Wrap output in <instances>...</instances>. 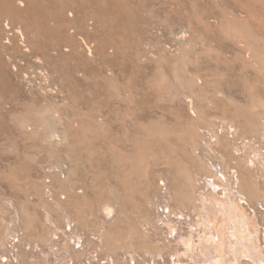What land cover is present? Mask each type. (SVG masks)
<instances>
[{
  "label": "rangeland",
  "instance_id": "obj_1",
  "mask_svg": "<svg viewBox=\"0 0 264 264\" xmlns=\"http://www.w3.org/2000/svg\"><path fill=\"white\" fill-rule=\"evenodd\" d=\"M143 2L145 7L142 6ZM82 3L84 0H74L73 7L70 4L66 9L76 13L78 19L83 15L87 20L86 32L78 31L79 35L75 33L72 36L85 39L94 57L92 60L86 57L87 63L85 60L84 65L78 67L72 59L59 67L45 61L36 63L35 57L25 52L30 46L29 40L34 39L33 33L27 32L28 26L35 28L36 33L42 34L44 39L49 37L44 29L54 28L52 21L44 20L53 14L44 1H38L30 15L19 14L22 22L15 19L18 16L1 19V30L9 22L20 28L23 34L14 38V42L6 48L0 47L3 61H13L12 67L8 63L10 77L0 76V193L17 203L19 208H30L29 211L36 216L40 215V204L51 201L45 197L46 192H42L44 176H47L45 170L50 161V146L44 143L39 130L42 127L38 126L37 133L33 134L30 130L21 129L18 122L21 120L19 118L24 117L23 114L53 108L62 119L56 122L55 127L64 138L65 146L73 147L70 146L76 158L73 164H77L84 183L78 186L84 187V197H80L82 190H78L80 199L71 202L68 207L72 219L79 222L82 235L85 234L82 239L85 240L94 229L98 231L101 227L100 207L104 203L108 201L111 206L117 203L119 207L115 210L116 219L106 225V236L103 235L101 242H97V236H89V245L80 247L81 251L86 248L85 252L82 251L83 257L79 256L74 264H106L107 261L112 262L111 256L119 264L209 263L211 256L207 251L210 250V244L201 249L204 251L203 259L197 255L192 262H184L183 258L181 261H175L174 258L173 262L163 251L159 255H156V251L169 241L177 245L181 240L190 239V236L194 243L200 240L196 228L190 224L195 211L190 209V203L185 199L189 194H181L189 190L183 187L184 172L194 175L200 172L199 163L189 149L199 136L194 128L204 126L202 132L205 133L212 128L210 126L213 123L215 125L227 120L236 125L238 133L246 129L249 131L248 136L257 138L254 130L259 124L256 118L260 115L264 119V0H106L110 24L106 37L94 33L97 27L93 19V7ZM124 11L127 16L123 15ZM136 16H140L144 25L150 24L151 33L146 34L149 38L140 34L139 30L144 26L142 23L134 24ZM89 19L93 24H89ZM247 30L255 34L256 38L250 36ZM239 31L249 33L247 40H244L248 41L250 49L256 54V64H243L236 58L239 49L236 44L244 41ZM182 34H185L184 38H180ZM243 43L239 46H243ZM79 45L78 49L86 56L80 41ZM139 48L146 52L144 60L135 57ZM33 53L40 57L38 49L34 48ZM23 56L31 58L26 57V61ZM19 66L22 67V73L13 71V67L18 69ZM62 67L67 73L62 71ZM189 78L199 80V84L196 82L193 86L195 89L183 85ZM188 92L196 112L194 120L181 100L182 93ZM145 104L148 106L145 107ZM244 120L249 121L250 126L247 127ZM45 145L48 149L42 148ZM226 152V155L231 156L229 150ZM158 172L168 174V188L174 199L172 203L181 206L182 210L188 209L185 211L191 216L185 220L178 215L172 217L173 220L179 217L181 224L168 222L178 229L174 232L176 235L155 234L150 236L152 239L147 236L151 240L145 236L143 242L140 237L137 238L135 228L139 225L141 233L150 231L146 223L153 217L154 205L148 201L158 199L159 189L155 181L159 179ZM200 184L197 183L196 187ZM218 190L215 194L221 199L217 193L222 190ZM198 193L205 194L202 190ZM176 198H182L179 199L181 202L176 201ZM36 199L39 205L35 203ZM212 202L215 207H203L205 213L200 209L196 221L204 222V216L216 217L221 213L216 203ZM240 206L246 207L242 210L252 222L255 221L252 228L258 229L257 245L263 250L264 207L261 203H253V208H248L244 202ZM49 210L55 216L57 211L52 208ZM159 210L162 211L161 208ZM216 222L218 220H212L213 225ZM41 225L37 226L38 230L29 231V238L36 244L48 235V229ZM225 229L229 233L226 226L223 231ZM19 230L22 234V229ZM225 233L224 239L228 242V233ZM53 239L57 240V236ZM26 248L22 247L23 250ZM107 254L110 256L106 257ZM261 257L260 252L254 260ZM52 258L47 264H71L67 259L61 262L58 259L55 261L54 255ZM232 264H251V261L243 257Z\"/></svg>",
  "mask_w": 264,
  "mask_h": 264
},
{
  "label": "bare ground",
  "instance_id": "obj_2",
  "mask_svg": "<svg viewBox=\"0 0 264 264\" xmlns=\"http://www.w3.org/2000/svg\"><path fill=\"white\" fill-rule=\"evenodd\" d=\"M38 1H44L49 5L50 9H52L53 14L44 20L46 22L49 20L52 21L54 23V28L46 27L44 29V33L49 34V37L47 39H44V36H42V34L36 33V31L34 30L35 28H33L32 26H28L27 32L33 33L34 39L29 40L30 46L28 47V49H26L25 52L30 53V56L32 55L33 58L35 57L34 60L36 61V63L45 61L55 64L56 66H63L66 61L72 59L75 61L76 67H78L82 64L84 65L85 60L87 63V58H90V60H92L91 58H93L94 55L91 46H89V44L84 41L85 39H83L81 36H78L77 39L73 38L72 36L75 33H78L79 35V32H86L85 23H87L85 16L82 15L81 18L78 19L77 17H75L76 13L74 14L73 11H66V9L71 6L70 4L74 3V0H0V24L1 19L6 16H18L19 14L23 13L30 15V12H32ZM82 4H88L89 6L93 7V19L95 20L97 27V30L94 31V33H98L100 37H106V32H108V28L110 25L108 18L109 15L107 16L106 13L108 12L106 0H84V3ZM142 6H144V2L142 3ZM64 12H66V15L64 14ZM128 14L130 15L131 13L128 12ZM123 15L127 16L125 11ZM140 16H136L134 18V24L142 23L141 25H144L142 20L139 18ZM15 19H17L18 22H22L21 15L15 17ZM89 21L91 20L89 19ZM89 24H93V21L89 22ZM146 24L147 23H145V25ZM145 25L140 28L139 31L142 36L145 35L146 38H149L150 36H146V34L151 33V26H149L150 24H147L146 26ZM89 29L93 31L92 28ZM10 32L12 33L10 34ZM238 33L240 34V37L242 36L243 40H247V36L249 34L248 32L239 31ZM22 34L23 32L20 28L15 27L12 23L9 22L5 23L1 30L2 36H0V47L3 49L6 48L7 45H10L14 42V38H16L17 36H22ZM249 35L256 38L255 34H252L251 32ZM184 36L185 34H182L180 38H184ZM146 40L149 43V40ZM245 40L243 42L246 43L240 42L244 44V47L239 46L240 43L236 44L238 45L239 49L237 48L238 52L236 51L237 53L235 54V56L238 60L242 61L243 64H256L257 56L250 49L251 45L247 44L248 41ZM79 41L83 48L82 51L86 53V56L80 51V49H78L80 48ZM34 48L40 51V57H36L35 55H33ZM140 48L136 50L137 52L135 57L137 56V58H139L140 60L141 58H143L144 60V57L147 56L145 55L146 52L143 51L145 47L141 50ZM26 57L31 58L29 56H23V59L26 61L28 60L26 59ZM146 58L149 59V57ZM7 61H10L8 63L12 67L13 61ZM8 63L3 61L2 55L0 54L1 77H10L11 71L9 72L8 70ZM62 68V71H64V73H67L66 69H64V67ZM12 69L13 71H18L19 73L23 72L21 66H19L18 69L16 67H13ZM78 72L79 71H77V73ZM197 80L198 79L189 78L183 85L187 84L192 89L196 82L198 83L199 80ZM190 88L189 90H191ZM12 91L13 90L11 89V92ZM187 91L188 90H186V92ZM192 92L194 94V91ZM121 100L125 101L124 99ZM181 100H183V102L187 105L189 115H191V119L194 120L193 117L196 115V112L190 92L182 93ZM147 104H145V107ZM23 116L24 117L19 118L21 120H19L18 126L21 129H27V131L30 130L33 134L37 133V130L39 129L38 126L42 127V130H39L41 132L43 140L45 141L44 143H47L48 147H51H49L48 150L50 161L47 166V171L45 170L47 176H44L42 191L46 192L45 197L47 196V199L50 198L51 201L49 200L45 201L46 203H41L39 207L41 209V211L39 210L40 215L36 216V214L29 211L30 208L26 206L19 208L16 205L17 203H14L9 198H6V196H4L5 194L3 195L0 193V264H47V261L50 257L51 259H54L52 258L53 255L55 256V261H57L58 259V261L62 262L63 259H67L69 262L71 261V264H74L73 262L76 261L79 256L83 257V252L86 251V248H84L82 252L80 247H87L89 245L90 242L88 240H90L91 235L92 237L97 236L96 240H99L97 242L102 241L103 235L106 236V225H108L112 220L116 219L117 212L115 210L119 209V207L117 206V203H115L114 205L112 204V206L114 207H112L111 203H109L108 201L104 203L100 207L101 225H99L101 227L98 229V231L94 229V232H96H92V234H89L91 231H88L90 238L87 235L86 239L83 240L82 236H84L85 234L82 235L83 233L82 229L80 228V224L79 222L77 223L72 219V216L68 212V207L71 206V202L80 199L78 198V190H82V195L80 197H84L85 189L83 190L84 187L81 188V186L80 188L78 187L83 183V181L81 178L82 174L80 175L78 172L77 164H73L75 163L73 161V159L75 158L73 155V147L71 145L70 146L72 148L69 145L65 146L66 142L64 138H62L60 132L55 127L56 122H61L62 119L61 117H59V113L53 108H46L44 111H37L33 114H23ZM259 118H256L259 125H256L257 129L254 130L257 134V138H253V136L251 135L248 136L247 132L249 133V131H247L246 129L242 133H238L237 130L239 129H237L236 125L227 120L223 122H221L222 120H219L220 122L216 123L215 125H213V123L212 126H210L212 128H207L208 131H206L205 133H203L204 131L202 130L204 126H202L203 128L199 126L197 128H194L199 136L197 140L193 141L192 144H190L189 149L191 150V154H193V158H195V160L199 163L200 172L197 175L184 172L183 187L185 189L188 188L189 190L187 192L184 191L181 193L182 195L185 194V196L186 194H189L188 198V195L186 196V198H184L186 200L188 199V202L190 203V209L193 208V210L195 211L194 215L191 216L190 213L187 212L188 209H186L185 207L184 208L187 211H185V209L182 210L183 208H180L181 206L178 207L172 203L174 199L168 188V174L165 172H158V175H160L159 179L155 178L157 188L159 189L158 195L156 194L158 199H155L156 201H148L149 203L152 202L154 205L153 217L150 219V222L146 223L149 224L150 229L147 230L150 231H143L141 233L139 230V228L141 227H138V225L135 228L137 238H141L144 242L145 236L153 237V235L155 234L160 236L164 233L167 235H176V233L174 232L178 229L169 225L168 222L171 221L172 223V221H175L178 224H181L182 221L179 217L178 219H172V217H176L178 215L181 218L183 217L184 220L187 216L192 217L190 224H193V226L196 228V231L198 232L197 235L200 236V240H196L194 243L190 236V239L185 241L181 240L180 244L177 245L174 242L169 241L164 247H161L162 249H155L157 250L156 255H159V253L163 251V253L168 256V258L170 257L173 262L174 258L175 261H181V259L183 258L184 262H192L194 260V256L197 255V257L200 256L203 259L204 251H202L201 249L202 247L210 244V250H208L207 252L210 254L211 258L209 260V263L206 264H232V262H237L238 259H241L243 257L248 258L251 261V264H264V248L262 250L257 245L256 233L258 229L252 228V224L255 221L252 222V219H250L242 210V208L246 207L240 206L241 202H244L248 205V208H253V203H255L256 205L257 203H261V205L264 207V196H262V192L264 191V119L260 118L262 119L260 120ZM245 123L247 127L250 126L249 121ZM196 124H198V122ZM43 147H45V149H48L46 148V145L42 146V148ZM228 150L231 152V156L226 155V151ZM124 166L126 167V164H124ZM122 167L119 166V168L121 169ZM244 173H246L247 176L244 177ZM197 183L200 184L199 187H196ZM82 185H84V183ZM218 189L222 190L217 193L220 195L221 199L217 198L215 194L216 190ZM199 190L204 191L205 194L198 193ZM54 193L57 194L55 195ZM205 195L206 197H204ZM43 199L40 200L44 201ZM179 199L176 198L175 200L179 201ZM185 199L184 201H186ZM36 200L37 201L35 203H38L39 205V200ZM212 201L216 203V206L221 213L216 217H214V215L213 217H211L210 215L205 214L207 215L204 216L205 219H203V216H201L204 222L196 221L195 217H199L200 209L205 213L204 209H202L203 207H215V204ZM179 202H177L176 204L180 205L181 203ZM49 208L57 211L55 212V216L52 214L53 211L49 210ZM160 208L162 209V211L159 210ZM212 210L217 211L216 209ZM56 213H58L59 215L57 216ZM224 217L226 218V220L224 219ZM212 220H218V223L216 222L217 224L213 225ZM38 223L42 224L48 229V235L46 238H43L40 243L38 242L39 244H36V241L34 243V241L29 238V231H35L37 229V226H39ZM225 226L229 230V233L226 231V229L224 230L226 233H228L226 235L228 242H225L224 239L225 232L223 231V229L225 228ZM67 228H69V232H67ZM19 229H22V234L19 233ZM24 232L27 235H24ZM254 234L256 235V237H254ZM54 236H57V240L53 239ZM178 237H176V239H178ZM150 238L148 239L151 240L152 238ZM71 240L73 242H71ZM96 240H91V242ZM154 240L157 241V239ZM213 242L215 243V245L213 244ZM261 242L263 241L261 240ZM22 247L27 248L23 250ZM54 247H56V249L53 250ZM37 248H39L40 250L38 251ZM132 248H134L133 245ZM260 252L262 255L261 259H257L255 261L254 257L257 258V254H259ZM134 254L137 255V253ZM108 256L110 255L107 254L106 257ZM154 257L155 254L153 258ZM131 258H128L127 260H131ZM111 259L112 262L107 261V259L106 264H119V262H117L118 260L115 261L116 259L112 258V256ZM135 264L139 263L135 262Z\"/></svg>",
  "mask_w": 264,
  "mask_h": 264
}]
</instances>
